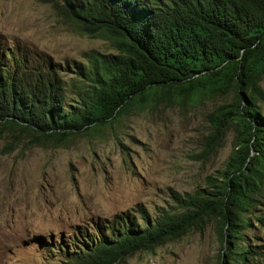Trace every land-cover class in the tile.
Wrapping results in <instances>:
<instances>
[{
	"label": "trees",
	"instance_id": "1",
	"mask_svg": "<svg viewBox=\"0 0 264 264\" xmlns=\"http://www.w3.org/2000/svg\"><path fill=\"white\" fill-rule=\"evenodd\" d=\"M37 1L111 51H90L62 69L17 44L0 47V136L60 147L135 113L220 101L206 112L191 158L206 160L230 131L234 141L219 176L176 195V211H142L140 220L123 212L77 229L54 251L63 264H114L208 222L221 245L218 264H256L247 231L264 228V0Z\"/></svg>",
	"mask_w": 264,
	"mask_h": 264
},
{
	"label": "rangeland",
	"instance_id": "2",
	"mask_svg": "<svg viewBox=\"0 0 264 264\" xmlns=\"http://www.w3.org/2000/svg\"><path fill=\"white\" fill-rule=\"evenodd\" d=\"M13 44L48 56L62 69L90 51H111L107 40L76 33L48 4L0 0V47ZM218 103L135 113L102 134H75L60 147L34 145L25 135L18 140L1 135L0 264H63L54 251L77 229L89 231L92 223L123 212L140 220L142 211L150 218L176 211V195L206 188L233 149L230 131L206 160L191 158L202 147L205 114ZM247 234L259 251L256 264H264V228ZM220 250L215 223L208 222L201 231L114 264H218Z\"/></svg>",
	"mask_w": 264,
	"mask_h": 264
}]
</instances>
